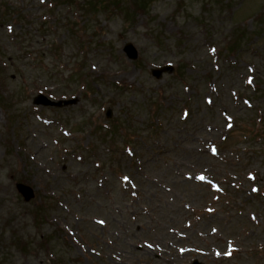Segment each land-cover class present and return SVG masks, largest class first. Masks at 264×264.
Segmentation results:
<instances>
[{
    "label": "rangeland",
    "instance_id": "1",
    "mask_svg": "<svg viewBox=\"0 0 264 264\" xmlns=\"http://www.w3.org/2000/svg\"><path fill=\"white\" fill-rule=\"evenodd\" d=\"M0 1V264H264V0Z\"/></svg>",
    "mask_w": 264,
    "mask_h": 264
},
{
    "label": "trees",
    "instance_id": "2",
    "mask_svg": "<svg viewBox=\"0 0 264 264\" xmlns=\"http://www.w3.org/2000/svg\"><path fill=\"white\" fill-rule=\"evenodd\" d=\"M67 0H64L65 2ZM75 0H68L65 4H74ZM150 1L148 0H134L128 4H123L121 0H86L83 1V4L80 7L90 16H95L92 14L94 10L98 7H103L105 9H109V7H113L120 11H125L126 13H130L132 9V13L134 16L138 15L139 13L143 12L146 8L150 6ZM139 6L136 8L135 6Z\"/></svg>",
    "mask_w": 264,
    "mask_h": 264
},
{
    "label": "water",
    "instance_id": "3",
    "mask_svg": "<svg viewBox=\"0 0 264 264\" xmlns=\"http://www.w3.org/2000/svg\"><path fill=\"white\" fill-rule=\"evenodd\" d=\"M124 51L126 52L127 56L130 58V59H136L137 58V51L134 49L133 45L131 44H127L125 46V49ZM161 72H157L156 75H160ZM38 100H44L43 98H39ZM48 104V103H47ZM198 264V263H196Z\"/></svg>",
    "mask_w": 264,
    "mask_h": 264
},
{
    "label": "snow or ice",
    "instance_id": "4",
    "mask_svg": "<svg viewBox=\"0 0 264 264\" xmlns=\"http://www.w3.org/2000/svg\"><path fill=\"white\" fill-rule=\"evenodd\" d=\"M201 179H203V177H201Z\"/></svg>",
    "mask_w": 264,
    "mask_h": 264
}]
</instances>
